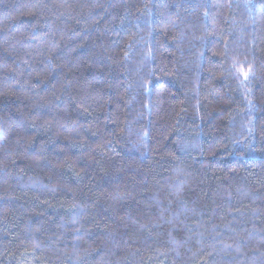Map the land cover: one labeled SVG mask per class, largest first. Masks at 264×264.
<instances>
[{"label": "trees", "instance_id": "trees-1", "mask_svg": "<svg viewBox=\"0 0 264 264\" xmlns=\"http://www.w3.org/2000/svg\"><path fill=\"white\" fill-rule=\"evenodd\" d=\"M0 264H264V0H0Z\"/></svg>", "mask_w": 264, "mask_h": 264}]
</instances>
